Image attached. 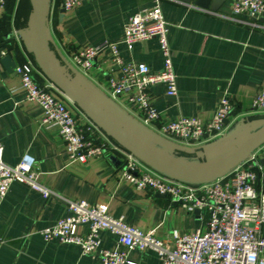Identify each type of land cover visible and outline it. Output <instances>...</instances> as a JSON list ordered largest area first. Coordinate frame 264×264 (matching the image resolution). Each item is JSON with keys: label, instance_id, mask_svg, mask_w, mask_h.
I'll return each mask as SVG.
<instances>
[{"label": "crops", "instance_id": "0c3cea01", "mask_svg": "<svg viewBox=\"0 0 264 264\" xmlns=\"http://www.w3.org/2000/svg\"><path fill=\"white\" fill-rule=\"evenodd\" d=\"M62 1L51 0L48 27L51 45L66 72L128 129L164 152L187 162L212 163L264 121V114L252 111L254 96L264 86V13L260 25L253 28L229 17L235 0H222L218 10L194 1L161 0L178 92L168 96L164 83L152 86L151 98L160 118L146 122L128 104L127 96L112 95L110 82L118 78L119 69L108 48L98 54L88 71L73 64L71 56L83 46L109 40L118 43L124 61L144 62L153 71L161 70L163 55L157 38L137 42L132 50L122 42L128 18L152 7L155 0H85L68 12L62 11ZM31 12L29 0H8L6 6H0V142L8 165L31 154L38 162L40 182L54 194L44 197L25 184H11L0 205V264H103L83 254L76 244L44 240L41 230L70 213L61 197L106 203L113 216L154 231L160 238L170 237L173 230L184 233L204 226L200 212L188 213L168 196L138 190L123 180L129 154L119 146H110L86 164L69 162L58 127L42 123L43 109L25 99L20 76L2 62L7 54L17 64L31 57L30 39L25 36ZM35 76L47 81L38 70ZM223 96L230 97L234 107L222 135L186 143L162 133L161 126L181 115L212 118ZM73 110L82 125L88 123L82 111L74 106ZM240 125L243 127L234 133ZM87 229V225L79 227L81 233ZM99 235L105 248L117 247L116 235L107 230ZM129 258L139 264H161L151 249H133Z\"/></svg>", "mask_w": 264, "mask_h": 264}, {"label": "built area", "instance_id": "2783aa9c", "mask_svg": "<svg viewBox=\"0 0 264 264\" xmlns=\"http://www.w3.org/2000/svg\"><path fill=\"white\" fill-rule=\"evenodd\" d=\"M83 1L63 0L62 8L68 12ZM7 2L0 0V6H6ZM160 2L155 0L152 7L138 10L128 18L122 42L132 50L137 42L157 38L163 55L161 70L153 71L144 62L124 61L118 43L109 40L83 46L71 56L73 64L88 71L98 54L108 48L119 69L118 78L110 82L112 95L127 96L128 104L139 110L146 122L160 118V111L152 102V86L164 83L168 96H176L178 92L168 27ZM263 13L264 0H235L229 17L256 28ZM37 70L31 57L15 67L25 99L43 109L42 123L58 127L69 162L86 164L103 155L108 149L105 133L90 119L82 125L72 101L51 82L39 81L35 76ZM233 107L231 98L223 96L212 118L181 115L161 126V131L182 142L201 143L224 133ZM252 111L264 114V86L254 96ZM3 151L0 142V205L13 182L25 184L44 197L54 194L40 182L38 162L31 154H24L18 164L11 166L4 161ZM121 178L138 190L150 189L168 196L188 213L200 210L204 226L184 233L173 230L170 237L160 238L154 231L141 230L123 217L113 216L106 203L61 197L70 213L41 230L44 240L76 244L83 254L103 264H139L129 258L133 249L154 250L161 264H264V181L259 183L260 179L264 180V144L224 177L209 183L192 184L165 176L131 154ZM81 225H87L85 233L79 231ZM101 230L117 236V247L108 249L102 245Z\"/></svg>", "mask_w": 264, "mask_h": 264}, {"label": "water", "instance_id": "95a60500", "mask_svg": "<svg viewBox=\"0 0 264 264\" xmlns=\"http://www.w3.org/2000/svg\"><path fill=\"white\" fill-rule=\"evenodd\" d=\"M32 6L31 18L25 36L29 37V50L39 71L85 116L94 122L120 148L143 161L155 171L192 184L209 183L224 177L246 157L264 144V121L248 131L239 143L212 163H193L180 160L133 133L120 122L96 97L75 81L51 45L48 20L51 0H29ZM196 5L218 10L222 0H184ZM62 11L65 12L64 8ZM8 70L17 63L10 54L2 58ZM243 126L240 125L234 133ZM163 195V194H161ZM196 210L195 213H199Z\"/></svg>", "mask_w": 264, "mask_h": 264}, {"label": "rangeland", "instance_id": "374dc122", "mask_svg": "<svg viewBox=\"0 0 264 264\" xmlns=\"http://www.w3.org/2000/svg\"><path fill=\"white\" fill-rule=\"evenodd\" d=\"M43 75V74H42ZM46 78V77H45ZM46 80L48 81V82H50L47 78H46ZM76 109H77V107L75 106V105H73ZM104 134V133H103ZM104 136H105V142H106V144H107V146H108V149L110 148V146H112V145H114V146H118L113 140H111L106 134H104Z\"/></svg>", "mask_w": 264, "mask_h": 264}, {"label": "trees", "instance_id": "16d2710c", "mask_svg": "<svg viewBox=\"0 0 264 264\" xmlns=\"http://www.w3.org/2000/svg\"><path fill=\"white\" fill-rule=\"evenodd\" d=\"M30 56H31V58H33V57H32V54H30Z\"/></svg>", "mask_w": 264, "mask_h": 264}]
</instances>
